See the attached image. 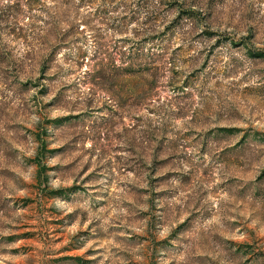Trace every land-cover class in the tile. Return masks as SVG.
Returning <instances> with one entry per match:
<instances>
[{
    "label": "rangeland",
    "instance_id": "obj_1",
    "mask_svg": "<svg viewBox=\"0 0 264 264\" xmlns=\"http://www.w3.org/2000/svg\"><path fill=\"white\" fill-rule=\"evenodd\" d=\"M161 1L0 0V264H264V0Z\"/></svg>",
    "mask_w": 264,
    "mask_h": 264
},
{
    "label": "trees",
    "instance_id": "obj_2",
    "mask_svg": "<svg viewBox=\"0 0 264 264\" xmlns=\"http://www.w3.org/2000/svg\"><path fill=\"white\" fill-rule=\"evenodd\" d=\"M66 1H69V0H66ZM105 1L108 2V0H105ZM157 4L162 5V1L161 0H126V7L124 6L123 10H120V4L118 3L117 5V4H114V2H112V4L111 3L107 4L108 8L103 7L99 9L94 15L98 14L100 16L102 15V17H105L107 15L110 16L116 12H119V14L117 15H123L122 13H125L124 16L122 17H126V19H128L129 22L138 21V23L140 22L141 24H150V23H154L161 19L159 16L160 7ZM191 6H189L190 8H187V10L186 11L184 10V11L188 13L190 17H194L195 16V10L193 9L194 6L193 5ZM90 8H91V5H90ZM90 15H92V13L89 11L87 17H89ZM115 17L119 19V16H114V18ZM141 19H144V20L141 21ZM168 31L170 30L167 29V32L165 34H167ZM153 32L154 30L152 29L150 30V33L146 34L147 39L150 38V40L143 38L138 41V44L134 42L130 45L129 48L126 49L127 52L125 54L126 57L124 60V62H126V65L123 64L120 66H116V68L118 69L117 71L123 70L125 73H138V72L141 73L142 72L143 74V72L146 70V68H144L143 64L141 63L145 55L144 48L147 46V44H149V42L154 43L155 40L159 41L161 38L163 39L162 37L163 35H159L158 32L156 31L155 33ZM151 33H152V36H149L148 34H151ZM149 64H146L147 69H149L150 71L152 69L153 70L152 74L155 73V71L157 70V66L153 67V66H150ZM98 73L102 74L103 70L101 69L98 70Z\"/></svg>",
    "mask_w": 264,
    "mask_h": 264
}]
</instances>
